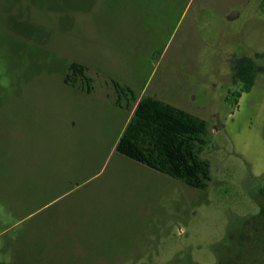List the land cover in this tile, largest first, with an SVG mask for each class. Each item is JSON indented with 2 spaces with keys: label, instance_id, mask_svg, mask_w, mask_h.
I'll return each instance as SVG.
<instances>
[{
  "label": "rangeland",
  "instance_id": "374dc122",
  "mask_svg": "<svg viewBox=\"0 0 264 264\" xmlns=\"http://www.w3.org/2000/svg\"><path fill=\"white\" fill-rule=\"evenodd\" d=\"M113 81L205 121L204 189L115 152ZM263 185L264 0H0V264H216Z\"/></svg>",
  "mask_w": 264,
  "mask_h": 264
},
{
  "label": "trees",
  "instance_id": "16d2710c",
  "mask_svg": "<svg viewBox=\"0 0 264 264\" xmlns=\"http://www.w3.org/2000/svg\"><path fill=\"white\" fill-rule=\"evenodd\" d=\"M259 57L255 53L253 57L230 58V81L237 88L229 92L227 100L233 106L253 88ZM63 82L86 91L90 87L85 66L77 62L69 64ZM113 87L114 105L133 110L117 138L115 152L190 187L204 189L210 179L209 163L199 155L205 144V121L155 97L138 98L127 85L113 81ZM251 197L258 212L229 226L217 246L220 249L214 247L216 264H264V188Z\"/></svg>",
  "mask_w": 264,
  "mask_h": 264
},
{
  "label": "crops",
  "instance_id": "0c3cea01",
  "mask_svg": "<svg viewBox=\"0 0 264 264\" xmlns=\"http://www.w3.org/2000/svg\"><path fill=\"white\" fill-rule=\"evenodd\" d=\"M142 95H143V94H142ZM142 95L140 94V97H141ZM140 97H139V98H140ZM132 111H133V110H132ZM128 119H129V118H128ZM128 119H127V121H128ZM127 121H126V122H127ZM126 122H125L124 125L122 126L121 131H122L123 127L125 126ZM121 131H120V133H121ZM120 133H119V135H120ZM119 135H118V136H119ZM117 138H118V137H117ZM116 141H117V139H116ZM115 143H116V142H115ZM114 147H115V145H114Z\"/></svg>",
  "mask_w": 264,
  "mask_h": 264
}]
</instances>
